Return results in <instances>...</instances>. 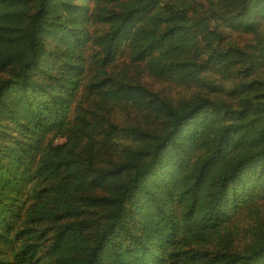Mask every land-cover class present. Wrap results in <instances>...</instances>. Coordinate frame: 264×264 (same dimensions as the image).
Instances as JSON below:
<instances>
[{"label": "trees", "instance_id": "obj_1", "mask_svg": "<svg viewBox=\"0 0 264 264\" xmlns=\"http://www.w3.org/2000/svg\"><path fill=\"white\" fill-rule=\"evenodd\" d=\"M0 264H264V0H0Z\"/></svg>", "mask_w": 264, "mask_h": 264}]
</instances>
